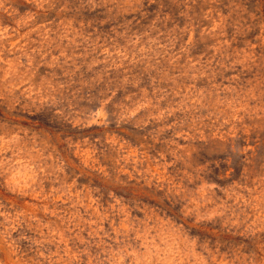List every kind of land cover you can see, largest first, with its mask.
<instances>
[{
    "label": "rangeland",
    "instance_id": "rangeland-1",
    "mask_svg": "<svg viewBox=\"0 0 264 264\" xmlns=\"http://www.w3.org/2000/svg\"><path fill=\"white\" fill-rule=\"evenodd\" d=\"M19 11L15 20L7 6L0 12V40L22 46L21 64L40 63L18 91L51 83L59 57L73 73L90 67L91 76L78 73L81 90L96 89L111 107L131 88L171 115L168 132L150 123L130 139L100 122L108 105L77 103L84 140L98 154L111 142L127 160L104 196L94 169L61 171L63 153L45 151L48 129L33 121L40 132L25 129L33 142L5 152L0 173V264H264V0H115L81 15L41 11L43 27L13 34L27 14ZM81 152L68 163L89 155ZM110 163L101 156L100 167ZM202 217L223 232L197 227Z\"/></svg>",
    "mask_w": 264,
    "mask_h": 264
},
{
    "label": "clouds",
    "instance_id": "clouds-1",
    "mask_svg": "<svg viewBox=\"0 0 264 264\" xmlns=\"http://www.w3.org/2000/svg\"><path fill=\"white\" fill-rule=\"evenodd\" d=\"M109 3L114 4L115 0H0V12L4 11L5 6H7L10 9L12 20H15L22 15L20 9L27 10V14L17 29L12 30L13 34H18V29H26L30 32L37 26L43 27L41 11L46 14L49 11L59 10L64 13L81 15L89 8L103 9ZM32 9H36V11L33 12ZM99 15L100 13H97V17ZM44 19H46V15ZM4 20L5 18L0 16V25H3ZM94 23L98 26L99 19L94 20ZM5 44V40H0V158H2L0 159V173L4 172L7 167L5 152H23L25 147L33 142L34 137L29 135V131L40 132V129L33 128L32 124L33 121L39 120L48 129L47 133H40L45 144V151L51 150L54 156L57 155V149L63 153L64 163L61 171L66 169L71 177H75L77 176V168H92L94 171L91 178L100 182L97 194L99 196L108 194L113 189L117 178L116 165L121 160L127 163V160L124 152L111 142L107 145H100L102 151L98 154L97 145L93 144L91 139L84 140V137L88 136L89 133L83 120H80L77 125V120L81 115L76 112L78 102L91 103V106H95V103L99 102L102 110L105 105H108L107 115L100 122L114 124L115 130L126 129L133 134L129 137L130 139L144 135L147 132L145 126L150 123L153 124V131L156 133L169 131L166 116L171 115V113L161 112L157 102H149L147 99L141 98L139 92L130 95L129 93L133 91L131 88L121 94L123 99L117 97L119 103L113 101L116 103L115 108L109 105L110 97L109 99H98L96 89L91 90V92L87 88L81 90L78 83V73L83 72L85 78L93 74L92 69L86 64L73 73L64 67L66 61L58 57L56 61H52L48 65L53 69L49 74L51 83L45 80L36 91L31 88L18 91L21 87V81L27 82L24 77L31 79L32 74L36 72V65L40 61L32 62V58L29 56L27 62L21 64V57L25 55L22 46L20 48L14 46L9 49L5 47ZM9 57L11 58L9 59ZM57 69L61 72L60 76L56 75ZM21 70H24L23 75ZM58 81L62 82L58 83ZM99 87L102 88L103 85L100 84ZM153 100L156 101V98ZM33 108H36L37 111H33ZM41 109L43 111H40ZM151 113H155V115ZM69 124L74 125V127L68 128ZM26 128L29 131H25ZM56 131L70 138L60 141L57 136L50 134ZM76 140H79V144L74 143ZM85 147L89 149V155L83 156L80 163L75 166L70 165L68 161L73 160V153L75 152L77 157H81V149ZM113 151L117 152L119 160L112 156ZM101 156L106 161H112L107 169L99 166ZM15 158L13 156V159ZM44 159L47 163L49 158L45 157ZM83 178L89 179L88 177ZM5 189L6 183H0V195L5 194ZM201 220H211V217L197 219L195 221L197 227L217 228L216 223H201ZM217 231L222 233L223 229L217 228ZM220 238L223 239L224 237L221 236ZM229 240L233 244L240 243L243 245V241H236L234 238H229ZM258 242V240H253L250 243ZM244 246L247 247V245Z\"/></svg>",
    "mask_w": 264,
    "mask_h": 264
}]
</instances>
